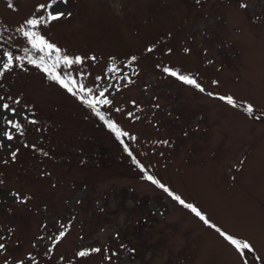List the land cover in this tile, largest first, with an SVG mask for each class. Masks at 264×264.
I'll return each instance as SVG.
<instances>
[{
	"label": "rangeland",
	"instance_id": "374dc122",
	"mask_svg": "<svg viewBox=\"0 0 264 264\" xmlns=\"http://www.w3.org/2000/svg\"><path fill=\"white\" fill-rule=\"evenodd\" d=\"M11 2L0 0V61L4 51L14 56L0 75V104L16 109L0 107V264H264V0L58 5L71 15L35 30L61 55L86 58L71 68L61 62L56 72L91 88L78 92L86 99L107 89L100 98L112 103L96 107L128 133L123 143L28 63L45 53L17 29L46 16L37 6L48 0ZM165 67L191 74L205 91ZM248 103L253 114L244 111ZM125 144L211 223L145 179ZM217 228L252 249L242 255ZM85 248L101 251L78 256Z\"/></svg>",
	"mask_w": 264,
	"mask_h": 264
},
{
	"label": "snow or ice",
	"instance_id": "6c2138e0",
	"mask_svg": "<svg viewBox=\"0 0 264 264\" xmlns=\"http://www.w3.org/2000/svg\"><path fill=\"white\" fill-rule=\"evenodd\" d=\"M67 2H68V0H48L47 5H45V4L38 5L37 10L39 11L41 9H45L47 12V15L46 16H44V15L36 16L34 14L32 17H30L29 19H27L24 22L25 25L28 26L27 29H25L23 25L21 26V28L17 29V31L22 32L23 36L28 38V42L32 45L33 48H37L40 50V52L45 53V55L40 56L38 60L33 59L31 56H29L27 58L28 63L35 64L38 68L42 69L43 72L47 73L49 75L50 79L58 82L70 94H72L73 96H76L82 103H85L89 108H91L94 111L95 115L97 117H99V119L101 121H103L105 123V125L116 135L117 138H119L121 136H127L128 133L123 132L120 129V127L118 126V124L116 122H114L113 120L106 119L105 114L103 112L99 111V109H97V107H96L97 104H111L112 103L111 100H108L106 98L105 99L100 98V97L104 96V91H106L107 89H105L104 91H101L98 97L94 96L90 99H86L84 95H78V92L90 94L92 92L91 88H86L83 83H77V81L72 78L71 73L68 71H64L63 75L56 72V68L58 65L61 64V62L63 63L64 66H66V68H71L73 64H82L86 58L81 57V56L72 57V56H69L67 54L61 55V52L63 51L62 49H60L55 43H51L39 31L35 30L36 28L40 27L42 24H44V25L49 24L52 21H55V20H58V19L64 17L65 15L70 16L71 15L70 12L66 13L64 10H62L58 7L59 4H61V3L66 4ZM11 6H12V2H11V0H9V7H11ZM241 6L247 7V5H245V4H242ZM0 48H3L2 44H0ZM53 50L57 54L55 56L54 60L52 59V56H51V53ZM151 50L152 49H149V51H151ZM25 51L27 52L28 49H25ZM2 56L6 57V60L0 61V64H2V67H0V75H3L6 70H9L12 67L13 62H14V56H13V53L11 51H4L2 53ZM15 59L20 60V59H23V57H15ZM90 59L94 60L95 57H90ZM131 59L136 60L137 58L135 56H133ZM49 60H52V63H48ZM163 70H164V72L169 73L170 75L177 77L180 81L184 82L185 84L192 85L201 92L205 91L204 87L200 83H198L197 80L195 78H193V76L191 74H179V70H173V69H170L168 67H165ZM81 75H83V73H81ZM97 79H99V77H97ZM213 83L216 84L218 82L213 81ZM77 89H78V91H77ZM207 94L209 96L218 95V94L212 93V92H208ZM8 99H11V97H9ZM219 99L226 100L229 104H235L234 98L231 96H227V97L220 96ZM3 100H4V97H0V101H3ZM15 102L19 103L18 100ZM0 107H2L3 109L10 110L13 113L16 112V109L14 107H11L10 104L6 103V102L0 104ZM117 111H119V109H117ZM244 111L248 114H253V112H254L253 105L250 103L246 104V106H244ZM129 115H132V113H129ZM256 118L259 119V117H256ZM6 122L9 125H13L17 129H19L21 127V125L14 120H7ZM31 122L35 123V121H31ZM3 135L5 137H7L9 140H11L13 138V136L10 132H4ZM133 139H135V137H133ZM122 143H123V141H122ZM164 143H167V141H165ZM124 149H125V151L128 152V154L130 156H133L132 152L129 151V147L127 144L124 145ZM11 156L13 159H15L16 152H12ZM133 159H134L135 163H137L139 165V167L141 169H143L144 166L138 160H136L134 156H133ZM146 179L151 181L153 184L158 185L161 189H163L165 192H167L168 195L172 196L173 199L177 200L181 205H184L186 208L190 209L205 224L211 223L210 220L202 213L201 210H199L193 204L186 203L179 195H176L174 192L169 190L163 183H161L154 176L147 175ZM0 183H2V181H0ZM16 195L18 198H20L22 200L28 199L27 197H19V194H16ZM211 226L213 228H216L215 224H211ZM217 231L220 232V235L224 236L232 245H234L237 250L241 251L242 255H243V250L252 249V245L248 241L237 239V238L233 237L232 235L221 231L218 228H217ZM64 236H65V232L60 231L59 234L54 239V244L59 242L60 239ZM41 239H43V238L41 237ZM49 239H52V238L49 237ZM122 247H123V245H122ZM4 249H5V245L3 243H0V251H2ZM100 251H101V249H99V248H91V249L85 248V249H82L81 251H79L77 253V255L80 257H85V256L90 255L91 253H98ZM105 252H107V249H105ZM29 255H31V254H29ZM106 258L110 259V257H106ZM5 264H8V262L5 261ZM16 264H23V262L19 261V262H16ZM244 264H247L246 260L244 261Z\"/></svg>",
	"mask_w": 264,
	"mask_h": 264
},
{
	"label": "trees",
	"instance_id": "16d2710c",
	"mask_svg": "<svg viewBox=\"0 0 264 264\" xmlns=\"http://www.w3.org/2000/svg\"><path fill=\"white\" fill-rule=\"evenodd\" d=\"M88 109L90 110V111H93L91 108H89L88 107ZM100 111V110H99ZM94 112V111H93ZM96 117V120L97 121H99V122H101L102 123V121L99 119V117H97V116H95ZM105 117H106V119H108V117L105 115ZM113 133V132H112ZM113 135L114 136H116L114 133H113ZM117 138V137H116ZM118 140H120V141H123V137L121 136V137H119V138H117ZM134 157H135V159L136 160H138L137 159V157L135 156V155H133ZM133 156H130L129 158L132 160V162L140 169V171H141V173H142V176L146 179V176L147 175H152V176H154L155 177V175L150 171V170H148L147 168H145V167H143V169H141L140 167H139V165L137 164V163H135V161H134V159H133ZM139 161V160H138Z\"/></svg>",
	"mask_w": 264,
	"mask_h": 264
}]
</instances>
